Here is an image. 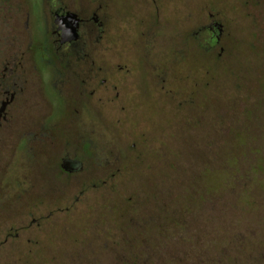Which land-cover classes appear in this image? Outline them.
Returning <instances> with one entry per match:
<instances>
[{
	"label": "rangeland",
	"instance_id": "374dc122",
	"mask_svg": "<svg viewBox=\"0 0 264 264\" xmlns=\"http://www.w3.org/2000/svg\"><path fill=\"white\" fill-rule=\"evenodd\" d=\"M184 1L196 13L202 0ZM205 5L220 41L179 61L200 58V74L190 66L181 79L182 66L158 63V97L126 117L118 101L94 98L90 157L74 149L81 173L50 175L38 141L21 145L42 138L51 111L28 67L29 102L17 96L0 134V264H264V0ZM26 9L0 0V75L22 51L31 56Z\"/></svg>",
	"mask_w": 264,
	"mask_h": 264
},
{
	"label": "flooded vegetation",
	"instance_id": "af4514ba",
	"mask_svg": "<svg viewBox=\"0 0 264 264\" xmlns=\"http://www.w3.org/2000/svg\"><path fill=\"white\" fill-rule=\"evenodd\" d=\"M22 2L27 9L22 12L19 24L23 30L30 31L31 38L29 36L25 49L31 56L27 63L22 51L4 63L0 75V134L17 96L22 94L24 104L29 102L31 81L27 70L32 66L42 78L40 94L51 111L44 117L42 138L25 137L21 145L29 151V144L38 141L40 151L44 152L43 160L48 157L45 165L50 175L69 177L83 172L84 156H79L74 149L80 144L82 151L90 157L94 98L98 105L103 100L106 104L118 101L116 107L125 117L136 113L141 98L152 103L158 97L159 75L155 70L158 63L182 66L178 74L186 77L189 67L193 66L198 68L199 75L201 59L195 61L193 58L192 61L188 58L193 64L187 62L185 68L179 63L184 61L180 55L188 54L191 46L204 58L217 47L222 35V25L213 15L216 9L209 8L204 18L205 0L198 4L196 13L185 9L189 1L184 0ZM69 30L74 31L73 35H64ZM95 35L97 42H94ZM159 35L162 41L157 43ZM177 38L179 41L175 42ZM21 70L24 79L16 76ZM141 84L143 92L139 89ZM162 90L164 95L160 94L161 97L172 98L169 84ZM52 94L53 105L49 101ZM2 146L0 139V151ZM51 168L55 170L51 171Z\"/></svg>",
	"mask_w": 264,
	"mask_h": 264
},
{
	"label": "water",
	"instance_id": "95a60500",
	"mask_svg": "<svg viewBox=\"0 0 264 264\" xmlns=\"http://www.w3.org/2000/svg\"><path fill=\"white\" fill-rule=\"evenodd\" d=\"M73 33H74V31H73V30H69V31L65 32V33H64V35H67V34H69L68 36H72V35H73ZM70 38H71V37H70Z\"/></svg>",
	"mask_w": 264,
	"mask_h": 264
},
{
	"label": "trees",
	"instance_id": "16d2710c",
	"mask_svg": "<svg viewBox=\"0 0 264 264\" xmlns=\"http://www.w3.org/2000/svg\"><path fill=\"white\" fill-rule=\"evenodd\" d=\"M220 41V40H219ZM219 43V42H218Z\"/></svg>",
	"mask_w": 264,
	"mask_h": 264
}]
</instances>
